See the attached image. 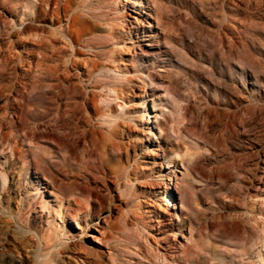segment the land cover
Returning a JSON list of instances; mask_svg holds the SVG:
<instances>
[{
    "label": "rangeland",
    "instance_id": "1",
    "mask_svg": "<svg viewBox=\"0 0 264 264\" xmlns=\"http://www.w3.org/2000/svg\"><path fill=\"white\" fill-rule=\"evenodd\" d=\"M112 1L49 0L43 10L38 0H0V165L16 147L11 159L41 165L56 186L37 184L32 170L38 190L20 213L11 200L20 221L1 215L3 230L55 247L52 259L59 251L67 264L82 263L66 256L64 234L104 252L93 264L109 255L112 264H264V0H141L143 10L118 0L124 19ZM88 131L108 141L103 159ZM99 166L111 194L94 183ZM124 179L130 188L113 187ZM94 210L102 216L81 234L72 215L84 226ZM22 225L35 233L22 237ZM31 250L11 255L34 264Z\"/></svg>",
    "mask_w": 264,
    "mask_h": 264
},
{
    "label": "bare ground",
    "instance_id": "2",
    "mask_svg": "<svg viewBox=\"0 0 264 264\" xmlns=\"http://www.w3.org/2000/svg\"><path fill=\"white\" fill-rule=\"evenodd\" d=\"M39 1V6L40 8H42L44 10V8L48 5V1L49 0H38ZM155 2V1H154ZM112 4L116 6L115 8V12L119 13V19L122 18L124 19L125 18V15H124V10H125V6L119 2L118 0H113L112 1ZM131 7L133 9H137V8H141L143 10V3L141 2V0H134L133 3H131ZM84 8H88V7H85V6H76L73 10L77 11L75 12V14H79V15H82V16H87L88 18L90 19H96V17L89 11H83L82 9ZM156 8V7H155ZM72 11H69V13H71ZM44 13V12H43ZM54 13H55V10H54ZM95 14V13H94ZM72 16H74V18H76V16L73 14ZM73 18V17H72ZM154 19L156 20H159L158 16H155ZM98 20V19H96ZM137 21V20H136ZM89 38H84V41H83V45L82 48L85 49V50H88L89 47ZM262 41V40H261ZM73 42V41H72ZM72 44V43H71ZM150 46V45H149ZM165 53V52H164ZM100 72L103 73L104 72V67H101L100 68ZM100 74V73H99ZM98 74V75H99ZM246 74V73H245ZM3 76V73H0V77ZM214 77V75H212ZM211 76V77H212ZM147 79H148V82L152 85L154 84H158L156 83V80L158 79L157 75H154V74H147ZM60 80V79H59ZM13 88V87H11ZM2 90V89H1ZM16 90V89H15ZM216 93V92H215ZM3 94V93H2ZM6 98V97H5ZM9 102V101H8ZM146 103L143 102L142 103V112L144 113L145 112V115H143V117L145 118V125H147V136H151V132H152V128H151V124H152V121L150 120L151 117L149 116L150 114V111H147L148 108L147 106L145 105ZM8 105V104H7ZM6 107V106H5ZM9 107V105H8ZM8 107L6 108V110L8 109ZM82 107V106H81ZM84 107V106H83ZM3 109V108H2ZM11 109V108H10ZM9 109V110H10ZM13 109V108H12ZM80 110V108H79ZM83 110V108H82ZM12 111V110H11ZM78 111V110H77ZM86 111V110H85ZM84 111V112H85ZM4 112V111H3ZM81 112V111H80ZM20 114V113H19ZM2 115V114H1ZM9 115V114H8ZM13 115V114H12ZM11 115V116H12ZM22 115V114H21ZM79 115V114H78ZM3 116V115H2ZM60 116V114H59ZM58 116V117H59ZM74 116V115H73ZM72 116V118H73ZM19 117V116H18ZM153 117V116H152ZM12 119V118H11ZM90 120V119H89ZM11 121V120H10ZM21 121V120H20ZM17 122V121H16ZM14 123V122H13ZM160 125V124H159ZM2 126V125H1ZM6 126V124H5ZM9 126V125H8ZM3 127V126H2ZM13 127V126H12ZM5 129V128H3ZM8 129V127H7ZM6 130V129H5ZM33 130V129H32ZM25 131V130H24ZM27 131V130H26ZM25 131V132H26ZM37 131V130H35ZM85 131V130H84ZM3 132V131H2ZM4 133V132H3ZM2 133V135H3ZM28 133V131H27ZM84 133V132H83ZM5 134V133H4ZM7 134V132H6ZM26 134V133H25ZM87 136H88V139L87 142L89 144V146L91 147L93 153L95 155H98L101 159H103V157L105 156V147L107 146L108 144V141L105 140V139H100L96 136V134L92 131H88L87 133ZM83 135V134H82ZM20 136V135H19ZM26 136V135H24ZM28 136V135H27ZM69 136V135H68ZM3 138H5L3 136ZM12 138V143L14 145V143H18V140L16 139V137H11ZM30 138V137H29ZM84 138V137H83ZM22 139V138H21ZM28 140V139H27ZM5 142V141H4ZM24 142V141H23ZM27 142V141H26ZM30 141L28 140V143ZM25 143V142H24ZM26 144V143H25ZM4 145L3 142L0 143V147H2ZM33 145V148L34 150H39L38 149V145L36 146L35 144H32ZM10 146V145H9ZM19 146V145H18ZM21 147V146H20ZM4 150V148H2ZM16 149V147H15ZM14 149V150H15ZM19 149V148H18ZM2 150V152H3ZM14 150L13 148L10 146V156L9 157H6L5 160H4V163L3 165H0V167H4L5 172L4 174H0L1 175V179H2V190H4V197L3 199L0 200V216L3 215V214H6V217L7 219L11 220L14 218L15 221L18 220L20 221V217L16 218V214L14 211L11 210L10 208V202L11 200H13L15 198L16 201L13 200V202L16 204V208H17V213H20L21 210L25 208H27V206L30 204V201L32 200L30 198L29 195H24L25 193H31L32 190L36 187V185L34 183L31 182V172L32 170L35 171V178L37 179V184H42L40 183L41 180L39 178L42 177L44 180L46 181H49L51 186L53 187V189L56 190V186H55V182H54V177L52 178L51 174H47L46 171H44L42 168H40L39 166L41 165H29L28 163L26 165H18V160L13 158L11 159L12 155L14 154ZM17 152V158L20 156V154L23 153V150L21 149L20 151H16ZM68 155V153H67ZM20 162V161H19ZM50 163V162H49ZM47 166V165H46ZM103 167V165H101ZM99 166V171L102 173L103 176H100V175H96L94 178H100L99 179V183L97 182H94L98 187L101 186V188H104L105 191L108 193L111 194V189L107 188V184H106V176L104 174V169L102 171V167ZM2 172V170L0 171ZM92 174V173H91ZM6 175H7V178H9V186L7 188H4V186H6L4 183H5V180H6ZM94 176V175H93ZM100 176V177H99ZM90 177H92L90 175ZM169 177V176H168ZM84 178V177H82ZM92 179V178H91ZM8 180V179H7ZM88 180V179H87ZM56 181V180H55ZM92 181V180H91ZM112 181V180H111ZM110 181V182H111ZM170 181V179L168 180ZM57 182V181H56ZM88 182V181H87ZM109 182V181H107ZM88 184V183H87ZM112 184H113V187L115 189H127V188H130L131 187V181L127 180V179H124V181L121 183L122 186L120 187V183L116 180H113L112 181ZM111 185V184H110ZM72 186V185H71ZM75 186V185H74ZM81 187V186H80ZM89 187V186H87ZM86 187V188H87ZM92 187V186H91ZM97 187V188H98ZM75 188V187H74ZM78 191L77 192V195H80L81 198L84 199V196L82 194L84 190L80 189V188H76ZM85 189V188H84ZM6 190V191H5ZM35 190H38L37 188H35ZM87 190V189H86ZM85 190V191H86ZM91 191V190H90ZM22 193V194H21ZM86 194V193H85ZM88 198H91V200H94V196H92L90 193L88 194L87 196ZM108 197V196H107ZM30 198V199H29ZM34 198V197H32ZM77 199V198H76ZM76 201L78 204H79V200H74ZM100 201V200H99ZM102 201V200H101ZM100 201V202H101ZM170 197L169 196H166L165 197V203L166 205H169L170 204ZM76 203V204H77ZM77 204V205H78ZM82 204V203H81ZM98 204V203H97ZM110 204V203H109ZM75 205V204H74ZM112 205V204H111ZM81 206V205H80ZM83 206V205H82ZM81 206V207H82ZM114 207V206H113ZM112 207V208H113ZM80 208V207H79ZM100 208L102 209L103 206L102 204H99L98 205V209L97 210H100ZM110 208V207H109ZM81 209V208H80ZM79 211H83V210H80ZM83 209V208H82ZM76 210V209H75ZM78 211V212H79ZM102 211V210H101ZM110 209H108V213H109ZM77 212V211H76ZM100 212V211H98ZM97 212V213H98ZM36 214L34 215V218L36 220H39L41 219V214L35 212ZM83 213V212H82ZM96 211L94 210L91 214H88L87 215V219H84V226H80L79 222L77 221V216L76 215H72V219H74L76 221V226L77 228L80 230L81 234H86V228H88V226H90V224L92 222H98V220L100 219V217L102 216V214L98 213L97 214ZM79 213H77L78 215ZM85 216V214L83 215ZM110 224L109 220H105V223ZM9 221H5L2 219V217H0V264H19L17 263L18 261H16V258L14 255H11V252H16V256H18V252L19 250L21 251L22 249L24 250V248H29L30 247L32 248L31 251H33V254L30 255L32 256V262L34 264H67V261L64 260V255L61 254L62 252H57L56 255L58 256L56 259H52V257L54 255H51L49 252V249H54L55 247H47L46 245H44L41 241L37 242V244H33L30 242L27 243V246H26V243H24L23 241H16L14 239L13 236H11V231L6 229V230H3V228H7L6 224L8 223ZM111 225V224H110ZM22 229H24V232L20 233V232H17V233H20L22 234V237H26L27 238V235H30V234H33V232L35 233V231H33L34 229H31L28 225H22ZM19 230L20 227H18ZM14 230V229H13ZM15 231V230H14ZM16 234V233H15ZM19 235V234H18ZM30 238V237H29ZM32 239V238H31ZM58 241L60 243H63V244H67V255L66 256H71L72 253L74 254H77L74 258H76L77 260H79L82 264H93L94 260L92 261V258H96L97 257V254H99L100 256H104V252L103 251H96V249H90L89 247H85L81 241H74V237L73 238H67L64 234L63 237L59 236L58 238ZM27 240V239H26ZM39 240H41V238H39ZM71 240V241H70ZM32 245V246H31ZM79 247L78 250H82V255L81 254H78L75 252V250ZM133 248L135 249V252L136 253H133L135 254V256L138 257V254L137 252H141L143 253V258L145 259H150L148 258L150 255L148 254L147 251H149V249H147L146 253H144L145 251L143 250L142 247L134 244ZM28 250V249H27ZM26 250V251H27ZM6 251L8 252L9 254L8 255H5L3 252ZM30 251V250H28ZM133 251V250H132ZM29 253V252H28ZM131 253V252H130ZM129 253V254H130ZM140 253V254H141ZM21 254V253H20ZM29 255V254H28ZM73 256V255H72ZM110 257V263L109 264H112L113 263V260H112V256L109 255ZM140 257V255H139ZM28 258V257H27ZM93 258V259H94ZM29 260V259H28ZM22 261H24L25 263L28 264L27 260H25V256L22 258Z\"/></svg>",
    "mask_w": 264,
    "mask_h": 264
}]
</instances>
